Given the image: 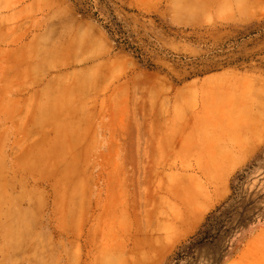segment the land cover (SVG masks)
<instances>
[{"label": "rangeland", "instance_id": "374dc122", "mask_svg": "<svg viewBox=\"0 0 264 264\" xmlns=\"http://www.w3.org/2000/svg\"><path fill=\"white\" fill-rule=\"evenodd\" d=\"M0 264H264V0H0Z\"/></svg>", "mask_w": 264, "mask_h": 264}, {"label": "bare ground", "instance_id": "6f19581e", "mask_svg": "<svg viewBox=\"0 0 264 264\" xmlns=\"http://www.w3.org/2000/svg\"><path fill=\"white\" fill-rule=\"evenodd\" d=\"M59 22L62 23L63 20L61 19ZM53 23H57V22L55 21ZM79 36H80V29L77 28L76 26H70V25L65 26L60 34V38H62L63 40H68L71 44L77 46H83L85 44V41L76 40Z\"/></svg>", "mask_w": 264, "mask_h": 264}]
</instances>
